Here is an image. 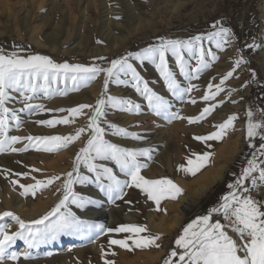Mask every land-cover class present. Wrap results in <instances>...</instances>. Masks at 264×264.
Returning a JSON list of instances; mask_svg holds the SVG:
<instances>
[{
    "label": "snow or ice",
    "instance_id": "snow-or-ice-1",
    "mask_svg": "<svg viewBox=\"0 0 264 264\" xmlns=\"http://www.w3.org/2000/svg\"><path fill=\"white\" fill-rule=\"evenodd\" d=\"M213 28L215 31L206 35H196L186 40L161 39L159 43L150 45L139 52H130L126 56L113 59L110 66L106 68L96 64L85 66L78 63H57L47 55L29 53L27 56H23L19 54L22 49H19L18 46L17 50L10 53H5L3 49H0V152H26L32 148L36 151L54 153L66 148L69 144L80 139L86 131L88 132L86 143L75 154L71 171L64 173L62 186L58 189V191H62V196L54 207L39 219L27 222L11 211L0 212V220L11 218L18 225L16 231L9 232L6 224H0V264H4L5 260L18 261L21 256L25 260L30 259L31 253L27 249L48 243L61 235L86 236L91 233L99 236L113 232L127 233L129 235L125 239H109V246L118 245L128 251L161 247L157 243L161 239V235L151 234L144 225L121 224L114 228H106L103 224L81 219L69 205L84 209L87 204L92 203L74 188L75 185L91 183H95L100 191L107 195L109 202L122 200L126 195L125 189L127 188H138L147 195L148 200L155 203L157 211L161 210L162 200H175L183 194L184 190L169 178L146 179L141 175V169L147 165L140 163L138 157L151 159V149L125 148L106 140L104 138L105 129L101 126L100 120L101 117L107 115L105 110L107 107L128 112L138 113L140 111V105L130 99L105 95L109 80L113 78V82L117 84L130 83L135 91L147 100L148 107L153 113L169 122L173 119H187L190 124L197 123L210 115L218 105L204 107L197 117H181L178 112L171 111L169 100L149 87V82L141 76L130 61H138L141 66L145 62L154 66L168 92L173 97L183 100L185 94L192 92L196 85L189 83L187 87H182L176 72L170 65V59H174L180 76L189 81L198 79L200 73L211 66L206 56L212 61L218 59L211 51L205 52L203 42L207 40L214 43L217 49L223 50L225 45L234 39L232 30L222 26L221 21H216ZM97 43H101V41H97ZM247 47L255 48L257 45L252 43ZM98 59L104 58L99 57ZM190 59H194L196 65L191 69ZM243 63H246L243 58L235 60L234 66L222 77L219 84L209 83L208 91L204 93L202 99L205 101L215 99L224 90L222 87L224 82ZM101 73L104 74V92L101 93L95 105L79 104L70 109H56L55 111L58 112L66 111L68 115L58 119L36 121V123L47 127H55L59 124L74 123L76 117L87 115L86 127H78L74 134L69 135H29L26 137L8 135L9 119L15 122L17 128L21 125V117L18 113L53 111L45 109L43 104H33L30 101L38 99L41 95L44 98H50L54 95H66L69 91H79L81 87H86ZM121 75L125 79H121ZM128 77L130 79H127ZM253 79H255V73H253ZM213 87L215 91H212ZM10 93L19 94L24 105L23 108L9 109L5 106L6 102L12 98ZM191 103L195 104V99H192ZM85 109L91 110L90 115L85 113ZM246 117V139L259 138L261 143L258 152L264 156V109L259 110L257 118V113H254L250 107L246 112ZM237 119L235 114L230 115L223 123L214 125L215 131L208 135L195 136L193 139L205 143L207 148H211L212 145L207 142L222 141L228 134V130L233 128L234 121ZM108 126L114 130L116 135L132 139L141 138L136 133H130L115 124L109 123ZM22 140L27 141L22 148L13 146ZM251 146L250 144L249 147ZM213 155L214 153L211 151L202 153L193 151L189 157H186V164L179 165L177 170L186 175L195 176L209 165ZM97 161H111L119 169V173L126 176L127 179L121 180L112 167L104 163H97ZM81 165L92 175L83 174ZM33 171L40 170L33 169ZM257 172L259 173L258 177L253 175ZM23 175L27 176L28 173H23ZM249 178H251V188L244 184V181ZM32 179L35 181L34 183L20 185L21 196L29 194L35 196L38 191L61 180V176L52 175L46 179H36L33 176ZM10 182L13 185L18 183L15 180ZM258 186H264V166L258 162L257 153L254 152L252 158L248 160V166L243 169L236 183L229 185V188L232 189L230 194L222 198L223 202L219 206L209 210L208 215L197 217L183 229V234L175 240L176 247L182 251L179 253L176 250L171 251L164 259L163 264H264V201L255 199L252 195V190ZM213 213L222 214L227 225L222 224L219 219L210 222ZM226 227L231 229L236 238L229 234ZM18 240L24 242L27 246L26 250L23 253L9 251ZM104 255V249L101 248V259H104ZM177 256L178 260H173V257ZM104 264H114V262L104 260Z\"/></svg>",
    "mask_w": 264,
    "mask_h": 264
},
{
    "label": "rangeland",
    "instance_id": "rangeland-1",
    "mask_svg": "<svg viewBox=\"0 0 264 264\" xmlns=\"http://www.w3.org/2000/svg\"><path fill=\"white\" fill-rule=\"evenodd\" d=\"M92 1L93 0H90L89 4H86V0H80V4L77 5L78 1L76 0H0V49H3L5 53H10L17 50L18 46L19 49H22L19 54L23 56H27L29 53L47 55L57 63H78L85 66L96 64L106 68L110 66L113 59L126 56L130 52H139L150 45L159 43L161 39L186 40L196 35H206L211 31H215L213 25L216 21H221L222 26L230 28L234 34V39L226 44L223 50L217 49L212 42L207 40L203 42L205 52L211 51L218 59L212 61L206 56L211 66L203 70L198 79L189 81L183 76H180L179 69L176 68L174 59H170V65L176 72L177 79L181 83V86L187 87L189 83L196 85V88L192 92L185 94L183 100L173 97L172 94L168 92L163 80L155 71L154 66L147 62L141 66L140 62L133 61L134 66L140 72L141 76L149 82V87L155 92H160L158 93L159 95L163 96L161 92H168L170 94V104H173L171 105V109H173V112H178L181 117H197L204 107L213 104L218 105V107L212 110L210 115L197 123L190 124L187 119H173L171 122L163 119L165 122H169L168 124L170 126L168 129L170 130L167 129L165 134L161 136H166L165 138L168 140L169 145L171 144L172 149L179 150L178 157L180 161L171 168L173 175L180 176L179 174H182L181 177H185L186 174L177 169L179 165L186 164V157H189L193 151L199 153L211 151L216 155V158L218 157V149L214 147L210 141L207 143H210L212 147L207 148L205 143L193 139L195 136L208 135L210 133L207 126L208 124H206L208 118L219 116L221 113L224 114L225 116L222 118L221 122H213V124L218 125L223 123L228 116L235 114L241 126L240 150L237 152L234 159L227 164L222 179L216 182L204 195L198 198L197 202L188 211L182 221V225L172 236L169 247L162 254L157 263L163 264L164 259L168 257L171 251L176 250L178 253L182 251L176 247L175 240L183 234V229L188 224L197 219V217L193 215V211L196 208L201 209L202 214L200 216H203L208 215L209 210L212 208L219 206V204L223 202L222 198L228 196L232 191L229 185L236 183L243 169L248 166V160L252 158L254 152L257 153L258 162L264 166V156L260 155L258 152L261 141L259 138L252 140L246 139V112L251 107L254 113H257L258 118L259 110L264 109V0H193L188 2L176 13L173 12L176 0H156L159 4V9L153 6L154 4L151 0H128L129 6H127V3L123 0H103L104 6L101 4V0ZM5 4L8 5L5 6ZM86 7L88 9H86ZM6 8L8 11H6ZM4 11L6 14L7 12L10 13L11 17L7 18ZM150 14H152L151 24L129 37L113 55L105 53L93 54V52H91L97 46L106 47L113 38L122 36L127 29L136 25L137 22H143L148 19L147 16ZM117 17H119V19H117ZM241 22L243 23L242 28L238 26V23ZM32 39L38 40L39 45L34 44ZM97 41H101V43H97ZM252 43H255L257 47H247V45ZM99 57H103L104 59H98ZM240 58H243L246 63L236 68L233 75L224 82L222 85L224 90L213 100H203L202 97L204 93L208 91L209 83L213 85L219 84L222 77L232 69L235 60ZM189 65L190 69L194 68L196 66L195 60L190 59ZM253 73H255V79H253ZM102 75L104 78V74L101 73L86 87H81L79 91H69L66 95H54L50 98H44L43 95H41L38 99L30 101V103L33 104H43L45 109H52L53 111H36L34 113L25 111L18 113L21 117V125L17 128L15 122L9 119L8 135L11 136V133H13L12 135L24 137L29 135H69L74 134L75 129L78 127H86L88 123L87 115L76 117L74 123L59 124L55 127H47L36 123V121L58 119L68 115L66 111L58 112L55 111L56 109H70L79 104L95 105L101 93L104 92V80L102 89L96 93L94 99L88 101L86 98H90L89 94L93 90L94 85H96V80ZM121 79H125V77L122 76ZM127 79H130V77ZM111 84H114L113 79L109 80L107 93H105V95L108 94ZM114 85L117 86L115 87L117 92H122L124 87L130 88L133 92H136L130 83H115ZM61 87H63V85H61ZM212 91H215L214 87ZM10 96L12 98L6 102V107L9 109L23 108L24 105L18 93H10ZM112 96L114 95L112 94ZM192 99H195V104L191 103ZM221 101H223V103H221ZM112 110L115 112L120 109L113 108ZM84 111L90 115L91 110L85 109ZM124 111V116L127 119H131L132 123L136 125L134 121H136L139 116L141 108L138 113L135 111ZM112 112L113 111L110 113L112 114ZM114 117L116 119L118 118V116ZM114 117H112V119ZM100 124L105 129L104 138L106 139V133H112H110V130H107L109 122H107L104 117H101ZM174 124L181 126L182 130L179 132L177 126H173ZM149 125L151 126L137 130H128V132L136 133L141 137L140 139L144 138V134L149 135L150 133L157 134L161 132V125L159 123L153 122ZM233 127H235V124ZM172 129L175 130L172 131ZM194 130L199 131V133H194ZM112 131L114 132V130ZM143 131H145L144 134L142 133ZM167 132L168 134H166ZM117 137L121 139H132L131 137H123L120 135H117ZM87 138L88 132L86 131L82 134L80 139L54 153L36 151L32 148H29L26 152H0V212L11 211L14 213L13 210L15 206L6 205V203L12 202L14 196L19 198L25 205L30 199H35L37 195L48 198L46 192L48 187L38 191L35 196L31 194L21 196L20 192L22 189L20 185L34 183L35 181L32 179L33 176L36 177V179H46L52 176L54 173H51L53 171L48 168V165L53 159L59 157L61 159L60 163L62 162L61 164H63L69 157L68 150L70 146L80 141V144H78L75 150L76 154L86 143ZM26 143V140H22L20 143L13 146L22 148ZM250 144L252 145L251 147H249ZM75 154L68 171L72 169ZM219 164H221L219 159L211 160L209 165L199 173L203 175L206 172L214 171ZM169 165L172 164L169 163ZM33 169H39L40 171H33ZM23 173H28V175L24 176ZM253 175L258 177L259 173L257 172ZM159 178L162 177H155L152 179ZM164 178L169 177L165 176ZM13 180L18 183L13 185L10 182ZM244 184L251 188V178L245 180ZM134 192L138 195L142 194L141 190L138 188H134ZM252 195L255 199L264 201V186H258L256 189H253ZM60 198L61 197L56 199V201L54 197H50L48 202L51 203V205L47 208L46 212L54 207ZM125 204L127 203H124V205ZM17 216L21 218V215ZM216 219H219L222 224L227 225V222L223 220L222 214L213 213L210 222H215ZM0 224H6L9 232L18 229V225L11 218L0 220ZM118 224L121 225V223ZM226 230L230 235L236 238L230 228L226 227ZM111 234L115 236L109 239H118L116 235H123L125 233L113 232ZM87 236L88 235H74L72 241H77L79 238ZM51 241L53 243V240ZM66 241L67 240L62 239L61 246L53 244V251H56L58 248L60 250L65 249V244L69 242ZM23 245L24 242L18 240L9 251L19 252ZM26 248L27 246L25 250ZM103 249L104 252L108 251L112 253L109 244L104 246ZM27 250L31 253V258L29 260L39 259L42 258L41 256L52 254V251L47 249L43 244ZM173 260H178V256L173 257ZM15 262L5 260L4 264Z\"/></svg>",
    "mask_w": 264,
    "mask_h": 264
},
{
    "label": "bare ground",
    "instance_id": "bare-ground-1",
    "mask_svg": "<svg viewBox=\"0 0 264 264\" xmlns=\"http://www.w3.org/2000/svg\"><path fill=\"white\" fill-rule=\"evenodd\" d=\"M76 1H78L77 5L80 4V0ZM89 1L90 0H86V4H89ZM123 1L127 3V6H129L128 0ZM151 1L154 4L153 6L159 9L158 2L156 0ZM191 1L193 0H176V5L173 9V12H178L188 2ZM92 2H94V0ZM101 4H104L103 0H101ZM6 5L8 4H5V6ZM86 9L88 8L86 7ZM6 11H8L7 8ZM5 16H7V18H10L11 14L7 12ZM147 18L148 19H146L145 21L137 22L136 25L127 29L122 36L113 38L112 41H110L106 45V47L97 46L91 52H93V54L105 53L113 55L128 40L129 37L135 35L141 29L151 24L152 14L148 15ZM32 42L39 45V42L36 39H32ZM122 76L123 75H121V78ZM103 80V75L96 80V85H94L93 90L89 94L90 98H86L88 101H92L96 93L102 89ZM114 84H111L108 94L106 95L112 96L113 94L118 98L130 99L134 103L140 105L141 112L136 121L133 120L134 122H136V125L132 123L131 119H127L124 116V110L114 112V110H112V107L106 108L107 115L104 117V119L107 120V122L115 124L120 128L127 129V131L145 128L147 126H151L149 125L150 123L157 122L161 125V132L157 134L154 132L155 134L150 133L149 135H146L144 134L145 131H143L142 133L144 134V138L142 139L132 140L124 139L123 137V139H121L118 138L116 134H113V129L109 128L108 126L107 130H110V133H112H106V140L112 143H117L121 147L125 148L151 149V159H148L147 157H138V161L140 163L147 165V167L141 169V175H143L146 179H152L155 177L164 178L165 176H167L184 190V195L178 196L175 200H162L160 204L161 210L157 211L155 203L148 200L145 193L138 195L136 192H134V187L125 189L126 195L122 200L109 202L107 195L104 192H101L99 187L95 183H91L85 185H75V191L83 195L86 199L91 200L92 203L87 204L84 209H78L75 205H69V207L72 209V211L76 212V214L80 216L81 219L103 224L106 228L116 227L119 225L118 223L144 225L147 227L148 231L151 234L161 235V239L157 241V243H159L161 247H150L149 249L144 250L133 249L132 251H128L126 249L120 248L118 245H112L110 246L112 253L108 251L104 252V259H101V248L106 246L108 244L109 238L115 235L111 233H105L103 235L97 236L90 233L87 237L79 238V240L77 241H72L74 239V235H64L59 236L57 239L53 240V243L52 241H49L48 243L43 244L47 247V249L52 251L51 255H44L41 256L42 258L34 260H25L23 256H21L20 260L10 264H104V260H111L114 262V264H157L162 254L169 247L172 236L182 225V221L188 211L197 202L198 198L204 195L216 182L222 179L227 164L234 159L235 155L240 150L241 144L239 142L241 140V126L240 121L236 120L234 121L235 127L228 130V134L222 139V141H210L212 145L218 149V157L216 158V155L214 154L211 160L219 159L221 162L216 170L206 172L203 175L197 173L195 176L185 175V177H181L182 174H179L180 176L173 175V173L171 172V168H173V165H177V163L180 161V158L178 157L179 150L172 149L171 144L169 145L168 140L165 138L166 136H161L165 134V131H167V129L169 128V122L167 123V121L165 122L163 118L156 116L148 107L147 100L138 95V93L133 92L130 88L126 87L122 89V92H117L115 90V87L117 86ZM161 93L163 94V96H165V98L169 99V102H171L170 94L168 92ZM170 110L173 111V109ZM111 111H113L112 114L110 113ZM114 116H118V118L116 119ZM224 116L225 115L221 113L219 114V116L207 119L206 124H208L207 126L210 130V133L215 131L213 127V125L215 124H213V122H221ZM112 117L114 118L112 119ZM175 125L176 124H174L173 126ZM177 128L179 129V132L180 130H182V127L179 125L177 126ZM173 130L175 129H172V131ZM197 132L199 133V131L194 130V133ZM12 134L13 133H11V135ZM166 134H168V132ZM78 144H80V141L70 146V149L68 150L69 157L67 160H65V162H63V164H61L62 162L60 163L61 159L59 157H56L48 165V168L53 171L51 173L61 176V180L55 181L47 188L46 192L48 194V198L37 195L35 199H30V201L25 205L19 198L14 196L12 202L6 203V205H14V213L16 215H21V218L26 222L34 219H39L41 216H43L46 213L47 208L51 205V203L48 202V199L50 197H54V199L56 200L62 195V191H58V189H60L62 186L64 173L68 172L71 167L72 159L74 157V154L76 152L75 150ZM97 163H104L107 166L112 167L114 172L119 175V178L121 180L127 179L126 176L119 173V169L116 168V166L111 161H97ZM169 163L172 165H169ZM81 171L85 175H92L87 172V169L84 168L83 165L81 166ZM125 201L128 202L124 205V203H126ZM128 235L129 234L127 233L123 235H116V238L125 239ZM62 239L69 241L65 244L66 248L63 250H60L58 248L56 251H53L52 245L55 244L61 246ZM129 244H131V241H129ZM25 247L26 245L24 244L19 252L23 253L25 251Z\"/></svg>",
    "mask_w": 264,
    "mask_h": 264
},
{
    "label": "built area",
    "instance_id": "built-area-1",
    "mask_svg": "<svg viewBox=\"0 0 264 264\" xmlns=\"http://www.w3.org/2000/svg\"><path fill=\"white\" fill-rule=\"evenodd\" d=\"M238 26H239L240 28H242V27H243V23H242V22H241V23H238ZM201 214H202L201 209L196 208V209L193 211V215L196 216V217L200 216Z\"/></svg>",
    "mask_w": 264,
    "mask_h": 264
}]
</instances>
